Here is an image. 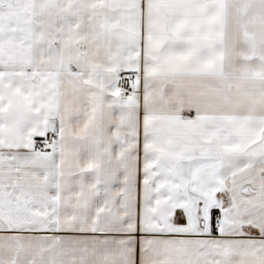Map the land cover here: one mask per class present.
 Returning <instances> with one entry per match:
<instances>
[{"label": "snow or ice", "instance_id": "1", "mask_svg": "<svg viewBox=\"0 0 264 264\" xmlns=\"http://www.w3.org/2000/svg\"><path fill=\"white\" fill-rule=\"evenodd\" d=\"M0 264H264V0H0Z\"/></svg>", "mask_w": 264, "mask_h": 264}]
</instances>
